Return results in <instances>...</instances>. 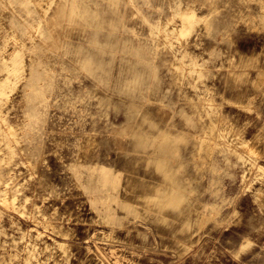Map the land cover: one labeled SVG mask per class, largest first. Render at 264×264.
<instances>
[{"label":"clouds","instance_id":"1","mask_svg":"<svg viewBox=\"0 0 264 264\" xmlns=\"http://www.w3.org/2000/svg\"><path fill=\"white\" fill-rule=\"evenodd\" d=\"M221 2L182 14L176 0L167 12L166 0H47L42 11H56L29 25L34 36L21 35L31 42L21 45L27 60L8 62L0 133L52 183L70 180L86 207L102 199L94 207L113 227L140 222L184 240L206 228L208 245L220 248L264 242V204L240 181L247 164L256 167L248 152H264V0ZM168 12L195 16L182 39L161 29Z\"/></svg>","mask_w":264,"mask_h":264},{"label":"rangeland","instance_id":"2","mask_svg":"<svg viewBox=\"0 0 264 264\" xmlns=\"http://www.w3.org/2000/svg\"><path fill=\"white\" fill-rule=\"evenodd\" d=\"M161 2L153 0V7H158ZM171 2L166 0V12L167 3ZM176 2L181 5L180 13H184L193 3L199 8L204 0ZM224 2L227 0L217 6L223 7ZM46 3L47 0L44 3L41 0H0V87L9 82L8 68L12 64L8 62L13 57H21L22 63L27 60L21 52V45L27 48L31 42L24 43L28 38L21 40L22 33L28 31L34 36L29 25L35 27L33 21L37 17L50 18L56 11L55 5L50 12L42 11ZM60 3L61 0H57V4ZM67 3L71 5L73 0H67ZM37 4L41 6L36 7ZM33 12L35 15H31ZM193 12L197 9L194 8ZM159 18L161 29L175 30L182 39L184 33L181 29L195 16H191L189 23H183L181 15L171 12ZM55 39L56 33H53ZM36 42L40 43L38 39ZM199 71V68H186L184 74ZM7 131L11 134L13 127ZM23 147L5 141L0 133V264H197L201 258L204 264H224L225 260L231 264L264 262V242L255 236L248 238L252 242L251 248L245 246L243 238L240 241L234 238L233 245L229 243L220 248L219 241L208 245L206 228L199 230L200 235L184 240L182 234L172 238L152 233L140 222L131 227L127 222L123 227H113L106 222L108 216L102 218L94 207L102 206V199L90 201L86 207L85 201L73 194L76 186L70 180L61 177L62 183L56 185L46 171L41 169L39 172L32 167L31 161L24 160L20 155ZM247 148L251 149L252 145L248 144ZM239 152L245 155L246 149L242 147ZM248 156L255 160L256 167L247 164L245 170L253 169L252 172L248 175L241 172L242 194L251 196L259 206L264 204V152L252 150ZM257 171L259 175H256ZM125 179L133 184L136 180L134 172L126 170ZM84 183L90 189L96 186L95 179L90 180L87 176ZM119 216L117 211L116 218ZM232 246H236L235 250ZM237 251L240 261L232 259Z\"/></svg>","mask_w":264,"mask_h":264},{"label":"bare ground","instance_id":"3","mask_svg":"<svg viewBox=\"0 0 264 264\" xmlns=\"http://www.w3.org/2000/svg\"><path fill=\"white\" fill-rule=\"evenodd\" d=\"M183 14V13H182ZM190 18L191 16L190 15H181V19H182V22L183 23H189L190 22ZM11 202V201H10Z\"/></svg>","mask_w":264,"mask_h":264}]
</instances>
